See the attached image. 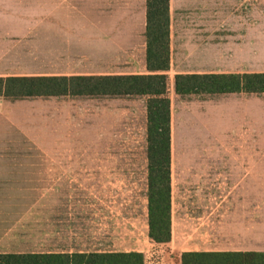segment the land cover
<instances>
[{"label": "rangeland", "instance_id": "1", "mask_svg": "<svg viewBox=\"0 0 264 264\" xmlns=\"http://www.w3.org/2000/svg\"><path fill=\"white\" fill-rule=\"evenodd\" d=\"M143 9H108L107 22L100 24L108 27V33L99 47L107 51L108 59L84 64L94 73L88 75L141 67L147 41ZM170 16L174 39L170 35V67L165 74L171 99V160L264 158V93L181 95L175 91L177 74L264 72V0H170ZM132 30H139V35L133 37ZM27 98L29 134L27 141L22 137L21 157L86 163L75 167L79 172L74 190L68 184L64 189L74 193V208L37 205L41 193H47L45 183L50 188L54 181L29 178V231L20 249H137L143 250L144 260L153 256L150 261H160L165 251L152 246L147 234L149 97ZM62 224L70 226L69 248L57 239Z\"/></svg>", "mask_w": 264, "mask_h": 264}, {"label": "crops", "instance_id": "2", "mask_svg": "<svg viewBox=\"0 0 264 264\" xmlns=\"http://www.w3.org/2000/svg\"><path fill=\"white\" fill-rule=\"evenodd\" d=\"M109 8H144L147 24V0H0V77L94 74L84 64L108 59L107 51L101 52L99 47L108 33V27L100 24L107 22ZM173 23L172 19V40ZM132 31L133 37L139 35V30ZM146 52L147 41L141 67L110 74L149 73ZM27 99L0 96V253L28 252L20 248L29 231V178L54 181L50 188L45 183L47 193H41L37 205L74 208V193L64 189L74 190L79 172L75 167L86 163L21 157L22 137L27 141L29 134ZM170 168L171 238L156 242L149 236V226L147 230L150 244L165 251L156 264H183V254L189 252L264 253V158L172 159ZM145 202L148 210V193ZM57 239L70 247L69 224L61 225Z\"/></svg>", "mask_w": 264, "mask_h": 264}, {"label": "trees", "instance_id": "3", "mask_svg": "<svg viewBox=\"0 0 264 264\" xmlns=\"http://www.w3.org/2000/svg\"><path fill=\"white\" fill-rule=\"evenodd\" d=\"M146 61L149 73L72 77H0V96L59 95L148 96L149 236L171 238L170 0H147ZM177 94L264 93V72L188 73L175 76ZM0 264H144L140 252L0 253ZM183 264H264V253L183 254Z\"/></svg>", "mask_w": 264, "mask_h": 264}, {"label": "built area", "instance_id": "4", "mask_svg": "<svg viewBox=\"0 0 264 264\" xmlns=\"http://www.w3.org/2000/svg\"><path fill=\"white\" fill-rule=\"evenodd\" d=\"M155 253V252H154ZM153 256H151V257H145V260H144V264H156V262L157 263H159L160 261L159 260H157V261H150L151 260V258H152Z\"/></svg>", "mask_w": 264, "mask_h": 264}]
</instances>
